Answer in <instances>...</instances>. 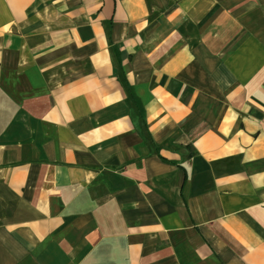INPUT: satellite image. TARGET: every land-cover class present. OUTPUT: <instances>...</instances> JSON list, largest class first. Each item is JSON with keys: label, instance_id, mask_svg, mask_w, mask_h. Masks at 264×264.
Masks as SVG:
<instances>
[{"label": "crops", "instance_id": "0c3cea01", "mask_svg": "<svg viewBox=\"0 0 264 264\" xmlns=\"http://www.w3.org/2000/svg\"><path fill=\"white\" fill-rule=\"evenodd\" d=\"M0 264H264V0H0Z\"/></svg>", "mask_w": 264, "mask_h": 264}]
</instances>
